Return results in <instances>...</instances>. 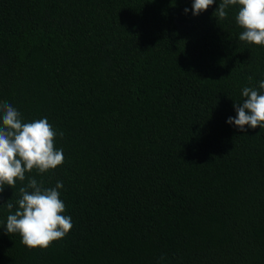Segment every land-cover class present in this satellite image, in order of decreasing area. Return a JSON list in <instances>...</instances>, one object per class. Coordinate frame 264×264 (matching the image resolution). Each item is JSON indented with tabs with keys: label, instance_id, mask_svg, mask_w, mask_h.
Wrapping results in <instances>:
<instances>
[{
	"label": "trees",
	"instance_id": "trees-1",
	"mask_svg": "<svg viewBox=\"0 0 264 264\" xmlns=\"http://www.w3.org/2000/svg\"><path fill=\"white\" fill-rule=\"evenodd\" d=\"M193 2L0 0V103L56 129L64 163L26 175L73 223L28 248L6 233L28 181L5 185L0 264H264V129L227 123L264 46Z\"/></svg>",
	"mask_w": 264,
	"mask_h": 264
},
{
	"label": "clouds",
	"instance_id": "clouds-1",
	"mask_svg": "<svg viewBox=\"0 0 264 264\" xmlns=\"http://www.w3.org/2000/svg\"><path fill=\"white\" fill-rule=\"evenodd\" d=\"M215 2L194 0L192 12L199 15ZM236 5L239 9L235 19L243 29L239 39L264 46V0H220L214 16L224 20L228 16L226 10ZM184 11L187 13L189 9ZM259 87L264 89V80L260 81ZM242 96L245 99L234 104L237 115L229 117L227 123L244 132L247 128L264 129V94L245 87ZM59 135L62 137L63 132ZM56 136V129L46 117L24 122L13 105L0 103V193L5 185L15 188L17 181H28L20 188L21 197L14 213V204L7 201L10 214L6 220V233H19L21 242L30 249H47L73 227L71 216L64 215L66 204L60 198L63 183L57 181L54 187H44L43 181L26 175L34 170L43 174L64 163L63 149L55 147Z\"/></svg>",
	"mask_w": 264,
	"mask_h": 264
}]
</instances>
